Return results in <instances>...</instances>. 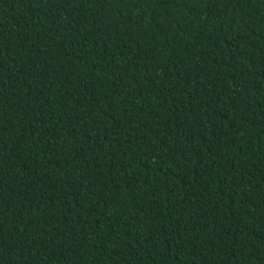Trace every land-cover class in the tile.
Masks as SVG:
<instances>
[{
    "label": "trees",
    "instance_id": "1",
    "mask_svg": "<svg viewBox=\"0 0 264 264\" xmlns=\"http://www.w3.org/2000/svg\"><path fill=\"white\" fill-rule=\"evenodd\" d=\"M0 264H264V0H0Z\"/></svg>",
    "mask_w": 264,
    "mask_h": 264
}]
</instances>
